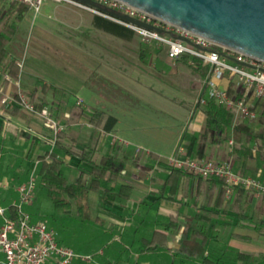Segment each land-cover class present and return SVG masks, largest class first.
I'll use <instances>...</instances> for the list:
<instances>
[{
	"label": "crops",
	"instance_id": "0c3cea01",
	"mask_svg": "<svg viewBox=\"0 0 264 264\" xmlns=\"http://www.w3.org/2000/svg\"><path fill=\"white\" fill-rule=\"evenodd\" d=\"M7 6L0 0V8ZM39 14L38 25L31 26L29 22L32 36L22 71L16 80L0 79V101L22 93L36 106L48 108L52 115L58 112L61 123L67 124L59 147L77 151L91 148L94 162L106 155L115 156L118 162L109 176V189L118 194L107 192L105 185L99 192H89L82 217L78 213L80 207L72 202L67 209L70 214L65 217L70 216L69 222L77 224L73 231L77 230V236L84 240L71 235L63 237L62 245L73 250L91 248L90 252H76L92 256L96 262L105 258L107 262L121 264L130 259L139 264H178L175 261L180 259L185 264H202L213 251L226 264H242L234 260L233 254L224 253L228 248L252 258L250 264H264V196L239 188L229 198H223L218 185L183 174L168 178L170 171L165 165L178 149L184 129L198 138L207 159L228 161L236 173L242 168V162L230 154L233 141L215 144L201 138L205 117L196 109L205 88L201 74L182 60H168L163 52L152 51L148 63L141 64L137 36L125 41L95 29L94 14L74 5L46 1ZM26 15L18 31L27 21ZM37 15H33V20ZM60 55L64 58L54 62L52 57ZM10 56L20 60L18 55L10 53ZM162 62L173 68L169 77L164 75ZM38 82L47 87L38 89ZM216 86L232 88L239 96L243 94L228 78L216 81ZM68 94L81 97L70 103ZM78 102L83 110L73 107ZM99 102L102 105L98 108ZM135 102H142L152 110H170L174 123L183 125L171 135L168 142L171 151L166 157L149 151L141 153L140 147L134 148V152L130 150L143 141L130 133L146 125L145 118L134 112ZM259 102L254 103L258 112ZM93 111L116 119L110 134L104 133V123L99 127L88 123ZM42 122L16 104L0 103L1 208L18 201L17 188L55 146L53 133ZM258 124L256 121L252 125ZM254 151L260 154V160L250 161V171L244 172L246 177L261 179L264 144L257 143ZM65 162V175L71 185L78 178L77 168L87 170V167L75 157L65 158ZM193 230L201 232L193 235ZM202 231L206 238L202 237ZM101 233L109 237L98 247L93 238ZM113 244L122 249L111 247ZM106 245L110 248L104 252ZM154 247L158 249L150 250Z\"/></svg>",
	"mask_w": 264,
	"mask_h": 264
},
{
	"label": "built area",
	"instance_id": "2783aa9c",
	"mask_svg": "<svg viewBox=\"0 0 264 264\" xmlns=\"http://www.w3.org/2000/svg\"><path fill=\"white\" fill-rule=\"evenodd\" d=\"M8 2L25 4L36 15L40 12L43 2L70 4L88 12L109 19L132 30L140 42L155 48H165L168 60L176 62L182 57L188 58V65L201 64L209 69V77L204 80L207 96L218 105L234 113L239 120L255 122L258 113L254 103L264 100V63L252 60L230 49L218 46L204 38L191 34L180 28L167 24L142 11L117 0H92L100 8L109 13H116L135 19L162 31H146L133 25L121 22L114 17L94 8L72 0H6ZM24 59L19 60L18 67L22 71ZM228 78L236 89L242 90V96H230L228 90L216 86V81ZM251 100H253L251 102ZM204 104V100H200ZM1 105H18L26 113L43 121L54 136L64 128L52 118L48 108H36L22 93L17 98H4ZM81 102H78L80 105ZM167 163L170 166L183 169L203 179L219 178L225 182L226 197L232 196L236 188L264 196V183L259 180L244 177L233 171L229 163L200 161L184 155L182 147ZM35 169L27 181L17 188L18 201L13 204L16 214L11 219L6 216V210L0 207L2 225L0 227V264H72L75 261L94 262L92 256H84L58 245L57 233L39 224H32L30 216L24 208L30 206L35 198Z\"/></svg>",
	"mask_w": 264,
	"mask_h": 264
},
{
	"label": "trees",
	"instance_id": "16d2710c",
	"mask_svg": "<svg viewBox=\"0 0 264 264\" xmlns=\"http://www.w3.org/2000/svg\"><path fill=\"white\" fill-rule=\"evenodd\" d=\"M7 6V8H0V79L5 77V79L16 80L20 69L18 67V59L12 58L10 56V52L8 50V45L11 40L15 37L16 33L18 32V28L20 23L23 21L24 16L28 11H30L29 7L25 4L8 2L3 0ZM93 27L105 33L111 34L118 39L125 40V41H132L135 38V33L122 26L117 24L109 19L104 17L94 15L93 17ZM141 50H140V62L143 65L148 63V59L152 54V51L156 53H161L167 50L165 48H155L153 46H148L140 42ZM180 60L188 63L187 57H182ZM190 66V65H189ZM191 69L194 71L199 72L204 79L209 77V69L201 64H196L190 66ZM39 83V82H38ZM47 86L42 85V83L38 84L39 88H45ZM49 88V86H48ZM228 94L230 96H235L236 98L239 95L233 92L232 88L228 89ZM17 95L15 96V99ZM28 98V97H27ZM29 99V98H28ZM204 100V104H201L200 100ZM31 103L34 102L29 99ZM61 105V103H59ZM259 112L258 113V122L259 124L254 127L252 124L255 122L239 120L235 117L234 113L225 109L223 106L218 105L213 99L208 98L207 96V88H204L203 92L201 93L200 99L196 104V109L200 110L204 117V128L201 134V138L203 140L209 141L211 140L212 143L215 144H222L228 143L229 141H233V146L230 149V154L232 156H236L238 161L242 162V168L239 172L242 176L246 177V172L250 171L248 168V164L250 161H257L260 160V154L254 151V146L257 143L264 144V100H261L259 103ZM77 110H83L82 105H78L76 103L74 106ZM46 108V107H41ZM59 110V107L57 108ZM58 123L64 128L61 132L54 136L55 146L51 150L46 152V159L39 162L36 166L35 170V179H36V188H35V198L34 202L29 206L32 207L33 204L37 201L39 196H42L44 199L48 200L51 205L56 210H61L63 212L59 223L62 221H70V216L65 217L66 214H70V211L67 212V209L71 206V203L74 202L77 206L80 207L78 213L80 217L85 215V208L87 206V194L89 192H99L102 190L103 185H105L107 192H113L116 194L117 192L114 189H109L110 181V173L112 168H116L118 166L117 158L115 156L106 155L103 156L99 162H94V150L91 148H86L81 151H77L74 148H67V147H59L61 140H63L65 129L67 124H62L58 118V112L56 115H52ZM43 123V122H42ZM90 125L93 127H99L102 123L103 131L106 135L110 134L113 128L116 125V119L113 117H106V115L99 111H93L90 113L89 122ZM43 127L48 129L45 124L43 123ZM50 130V129H49ZM51 131V130H50ZM52 132V131H51ZM198 138L189 135L186 129L183 130L180 144L179 146L183 148L184 155L190 159L206 161L207 159L204 153V149H201L200 145H198ZM187 144L184 147L183 144ZM155 157L154 155H152ZM72 158L75 157L79 160V162L87 167V170H83V168H77L78 170V178L76 181L68 185V179L65 175V171L67 168V163L65 162V158ZM229 163L228 161H219V163ZM165 167L168 171H170V176L175 175H187L191 176L199 181L214 184L220 186L222 190V197L226 198L225 189L226 185L222 179L219 178H209L203 179L201 177L195 176L183 169L176 168L170 166L166 163ZM247 170V171H246ZM246 171V172H244ZM259 180L261 183H264V171H262L261 179L254 178ZM239 189V188H236ZM118 194V193H117ZM222 198V199H223ZM6 210V216L8 218L14 219L15 218V208L13 205H7L4 207ZM66 210V211H65ZM26 213L30 216V220L32 224H39L47 229L55 228L50 225V221L46 215L43 213L36 211V212H29L26 210ZM67 218V219H65ZM2 225V219L0 217ZM64 223V222H63ZM52 224V223H51ZM61 225V224H60ZM65 225V224H64ZM201 230H193V235L198 234ZM192 234V230H191ZM203 238H206L205 233L202 231L201 233ZM56 241L58 245L70 249L66 246H63L62 243L64 242L63 239H60L59 236L56 237ZM111 247L121 248L119 245H110ZM110 246L106 245L105 248H110ZM142 249V247H141ZM157 247L151 248L150 250L155 251ZM73 252H76L73 249H70ZM125 252L126 250L123 249ZM229 252L230 254L234 255V260L239 261L242 264H250L252 258L242 256L237 252H233L228 248L224 249V253ZM77 253V252H76ZM94 262L88 263L85 261H75L72 264H121L123 262H107L105 258L99 259L96 262L95 258H93ZM178 264H185L184 260L178 259L175 261ZM254 262V261H253ZM126 264H139L135 260H128L125 262ZM202 264H226L223 257H218L215 255V252H209L208 256L203 260Z\"/></svg>",
	"mask_w": 264,
	"mask_h": 264
},
{
	"label": "water",
	"instance_id": "95a60500",
	"mask_svg": "<svg viewBox=\"0 0 264 264\" xmlns=\"http://www.w3.org/2000/svg\"><path fill=\"white\" fill-rule=\"evenodd\" d=\"M115 19L162 34L130 17L109 13L92 0H72ZM167 24L264 63V0H117Z\"/></svg>",
	"mask_w": 264,
	"mask_h": 264
},
{
	"label": "rangeland",
	"instance_id": "374dc122",
	"mask_svg": "<svg viewBox=\"0 0 264 264\" xmlns=\"http://www.w3.org/2000/svg\"><path fill=\"white\" fill-rule=\"evenodd\" d=\"M42 13V12H41ZM40 13V14H41ZM39 14V13H38ZM39 15L36 16L35 20H33V15H35L33 13V11L28 12V14L26 15V19L27 21L22 23V26L20 27L18 33L16 34V36L11 40V42L8 45V50L11 54H15L20 56V60L22 59H26L29 54V45H30V38L32 36V28L31 26L34 25H38L37 18H40ZM29 22L31 23V26L29 24ZM139 41L134 42L133 45H137ZM160 49V48H158ZM164 53V52H163ZM166 54V51H165ZM64 56V55H63ZM62 55H60V57L55 58L54 56L52 57V59H54L53 61L56 62V60L58 59H62L64 58ZM72 61V60H71ZM163 65V69L165 71V76L169 77V75L172 73L173 68L169 65H167V63L162 62L161 63ZM55 86V85H54ZM67 96H71L70 94H68ZM77 97H81V96H71L69 97L70 99V103H73L75 101V98ZM34 105L36 106V104L34 103ZM101 102H99V104L97 105V107H101ZM134 112H136V114H139L140 116H143L145 119V124L142 128V130H138L136 132H131L130 136L134 137V138H141V140H143L141 142V144L136 145L134 144V146H132V148L130 149L132 152H134V148H141L139 149L141 151V153H145L146 151L149 152H153L154 154L160 155V156H167L170 151L171 148L169 149V145L168 142L170 141L171 135L173 136L175 134V132L177 133V130L180 129V127H183V125L180 124V122H176L174 123V121L171 119V117L169 116L172 112L170 110L165 109L163 112L160 110H152L151 107H147L145 106L142 102H135L134 104ZM36 108L40 109V107L36 106ZM146 117L148 119H146ZM154 136L159 137V139L154 138ZM161 138H163V140H161ZM163 141V142H162ZM38 201V202H37ZM36 201L35 205H33L32 207L26 206L24 208L25 212L26 210L29 212H36L39 211L41 213H43V215H46L50 221V225H52L53 228L56 229V233L57 236H59L60 239H63V237H67V236H73L74 238L76 237V239H79L81 241H83L84 239L82 237H78L77 234V230L76 232H74L72 227H74L75 225L77 226V224H72V222L70 223L69 220L67 218V221H62L61 222L59 218H61L63 212H61V210H56L53 205H51V203L44 199L42 196L40 198H38V200ZM59 221V222H58ZM64 222V223H63ZM1 223V220H0ZM52 223V224H51ZM77 223V222H75ZM61 224V225H60ZM65 224V225H64ZM54 231V230H53ZM55 232V231H54ZM96 230H93V233H95ZM92 233V232H91ZM97 236V235H96ZM107 235L101 233L100 237L97 236L96 238H93V241L96 242L99 246L101 247L103 245V243H105L108 240ZM73 247V246H72ZM81 248V249H80ZM79 250H75L77 252H83L86 253L90 252L91 248H83L80 247ZM74 249V248H73ZM96 249V248H94Z\"/></svg>",
	"mask_w": 264,
	"mask_h": 264
}]
</instances>
